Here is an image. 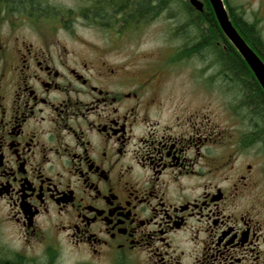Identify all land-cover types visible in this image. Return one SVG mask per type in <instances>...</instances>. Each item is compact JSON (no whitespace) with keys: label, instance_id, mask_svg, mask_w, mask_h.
Listing matches in <instances>:
<instances>
[{"label":"flooded vegetation","instance_id":"1","mask_svg":"<svg viewBox=\"0 0 264 264\" xmlns=\"http://www.w3.org/2000/svg\"><path fill=\"white\" fill-rule=\"evenodd\" d=\"M56 4L0 0V253L8 230L23 241L12 255L41 264H264V148L243 98L228 134L210 103H175L160 69L70 38L82 13ZM249 70L250 86L220 81L264 95Z\"/></svg>","mask_w":264,"mask_h":264},{"label":"rangeland","instance_id":"2","mask_svg":"<svg viewBox=\"0 0 264 264\" xmlns=\"http://www.w3.org/2000/svg\"><path fill=\"white\" fill-rule=\"evenodd\" d=\"M59 6L67 8L80 9L82 16H78V21H70L68 30L72 32L70 38H78L96 49L99 53L108 54V58L115 61H123L130 58L135 66H145L147 72L161 70L163 78L167 81L165 92L172 93L175 103L182 102L183 99L192 103L194 108H200L204 102L210 103L208 107L214 120L223 130L233 132L239 119L231 118L230 112L226 109L234 102L233 97H237L231 91H228V85L233 87V83L227 84L220 81L222 72L221 64L218 59L211 56L208 52L199 54V57H181V49L186 45L182 39L183 34L179 35L180 25L186 22L188 0H172L173 3L169 12H163L157 18L140 25H134L130 28L120 29L119 24L112 27L103 26V28H92L88 25L96 24L87 16H84V9L90 5L89 0H54ZM56 4V5H57ZM231 6L234 11L242 14L249 20L253 18L251 8L255 5L253 0H232ZM171 14V15H170ZM76 17V16H75ZM80 17V18H79ZM202 27V26H201ZM210 30V26L209 29ZM195 28H190L191 37L196 39ZM209 33V32H208ZM59 38H66L62 32L58 34ZM264 39V30L262 32ZM217 41V40H216ZM215 41V42H216ZM80 42H76L80 44ZM192 42V41H189ZM79 46V45H77ZM202 74H198V73ZM212 77L210 89L201 88V77ZM200 77V78H199ZM201 79V80H200ZM226 88V89H225ZM238 103V101H237ZM245 159V158H243ZM253 163V162H252ZM260 198L264 205V179L260 181ZM264 214V209H262ZM5 235L1 236V242L4 247L11 248L10 255L14 250H20L23 241L11 231L5 230ZM24 251V252H23ZM22 253L30 263L41 264L45 262L37 251L23 249ZM7 253V252H5ZM5 255L4 253H2ZM8 254V253H7ZM6 254V255H7ZM69 264L74 260L70 256ZM12 258V257H10Z\"/></svg>","mask_w":264,"mask_h":264},{"label":"trees","instance_id":"3","mask_svg":"<svg viewBox=\"0 0 264 264\" xmlns=\"http://www.w3.org/2000/svg\"><path fill=\"white\" fill-rule=\"evenodd\" d=\"M205 3V12L199 13L191 5L187 4L186 22L181 24L178 29L179 35L183 34L182 39L186 43L181 49V57L191 58L198 54L207 52L218 59L221 64L223 77L226 81H232L233 87L250 86L245 82V71L249 68L245 61L231 45L220 29L214 12L208 0ZM89 8L84 9V16H87L93 23L107 27L119 24L120 29L130 28L134 25L144 24L157 18L163 12H169L172 0H89ZM171 11V10H170ZM171 15V14H170ZM235 24L240 34L247 43L257 51L264 59V39L260 30L249 22L242 14L236 11ZM207 23L210 30H206L203 24ZM202 25V27L200 26ZM195 28L196 39L191 37L190 28ZM113 28V27H112ZM209 32V33H208ZM217 40V41H216ZM192 41V42H189ZM221 41L220 45L216 42ZM242 77L244 78H240ZM243 98L245 112L250 113L252 119L257 120L256 134L258 141L264 148V95L261 91L257 93L242 90L237 93ZM5 253H0V264H29V260L22 257H14ZM12 257V258H10Z\"/></svg>","mask_w":264,"mask_h":264},{"label":"water","instance_id":"4","mask_svg":"<svg viewBox=\"0 0 264 264\" xmlns=\"http://www.w3.org/2000/svg\"><path fill=\"white\" fill-rule=\"evenodd\" d=\"M192 8L197 12L205 11L202 0H188ZM214 12L217 23L225 37L247 63L255 74L260 86L264 90V61L258 53L247 43L238 29L233 25L223 0H208Z\"/></svg>","mask_w":264,"mask_h":264}]
</instances>
